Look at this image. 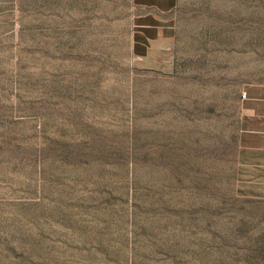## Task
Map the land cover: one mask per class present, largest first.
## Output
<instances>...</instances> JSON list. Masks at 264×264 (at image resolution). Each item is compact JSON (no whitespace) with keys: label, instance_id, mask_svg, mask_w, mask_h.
Here are the masks:
<instances>
[{"label":"rangeland","instance_id":"1","mask_svg":"<svg viewBox=\"0 0 264 264\" xmlns=\"http://www.w3.org/2000/svg\"><path fill=\"white\" fill-rule=\"evenodd\" d=\"M261 101L264 0H0V264H264Z\"/></svg>","mask_w":264,"mask_h":264},{"label":"crops","instance_id":"2","mask_svg":"<svg viewBox=\"0 0 264 264\" xmlns=\"http://www.w3.org/2000/svg\"><path fill=\"white\" fill-rule=\"evenodd\" d=\"M247 115L250 116V120L259 122L260 124L245 131L246 134H251L253 137L259 139L260 144H250L244 148L245 158H248L251 154L250 160L245 161L246 167L250 168L249 173L251 179H255L253 183L259 185L261 191V198H264V101L256 103L245 104ZM249 108V109H248Z\"/></svg>","mask_w":264,"mask_h":264}]
</instances>
